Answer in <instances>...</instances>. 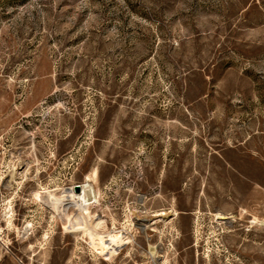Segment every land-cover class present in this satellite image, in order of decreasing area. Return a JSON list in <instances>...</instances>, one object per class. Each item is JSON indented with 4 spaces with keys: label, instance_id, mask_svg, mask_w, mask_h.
Segmentation results:
<instances>
[{
    "label": "rangeland",
    "instance_id": "obj_1",
    "mask_svg": "<svg viewBox=\"0 0 264 264\" xmlns=\"http://www.w3.org/2000/svg\"><path fill=\"white\" fill-rule=\"evenodd\" d=\"M135 181L164 257L123 253ZM81 183L94 241L47 204ZM0 264H264V0H0Z\"/></svg>",
    "mask_w": 264,
    "mask_h": 264
},
{
    "label": "flooded vegetation",
    "instance_id": "obj_2",
    "mask_svg": "<svg viewBox=\"0 0 264 264\" xmlns=\"http://www.w3.org/2000/svg\"><path fill=\"white\" fill-rule=\"evenodd\" d=\"M137 186L135 189L125 188L123 192V234L128 235L132 240L123 246V253L128 245L136 251L135 254L139 257H152L151 249L156 248L158 256H165L167 246L170 244V239L174 237L176 229L173 227L177 214H174V209L168 206L144 208V187L142 181H135ZM76 188V187H75ZM77 191V190H76ZM197 202V199H195ZM163 211V212H162ZM196 212V211H195ZM162 213V214H161ZM186 215V221L180 231L184 239L192 238L191 215L195 214L193 210L187 209L182 211ZM252 216V214H249ZM229 217H218L217 219H227ZM255 223L254 220L251 221ZM253 226V225H252ZM179 238L181 236H178ZM218 239V238H217ZM190 242V241H189ZM193 243L189 244V247ZM158 246V247H157ZM201 248L202 247L201 245ZM205 253L203 250L201 251ZM209 257V254H208Z\"/></svg>",
    "mask_w": 264,
    "mask_h": 264
},
{
    "label": "bare ground",
    "instance_id": "obj_3",
    "mask_svg": "<svg viewBox=\"0 0 264 264\" xmlns=\"http://www.w3.org/2000/svg\"><path fill=\"white\" fill-rule=\"evenodd\" d=\"M16 172V171H15ZM13 172V178L15 177ZM15 179V178H14ZM10 184V183H9ZM80 191H76L77 184H73L70 187H66L61 191V194L54 190L49 191L50 201L47 202L48 206L55 212V214L61 216V222L65 229H70L74 233H84L85 237H88L91 241H94L98 236L103 235L108 228L107 220L104 218L94 217L89 213V206L100 203V198L93 184H79ZM72 208L77 212L69 216L68 212ZM13 208H10V212ZM163 212V211H162ZM177 214V211H173ZM70 213V212H69ZM162 214V213H161ZM222 213L218 214V217H224ZM10 217L12 214L10 213ZM31 227V224L27 226ZM109 232V231H108ZM110 241L112 242L111 238ZM158 247V246H157ZM151 252L154 257L157 258L158 252L156 248H152Z\"/></svg>",
    "mask_w": 264,
    "mask_h": 264
},
{
    "label": "water",
    "instance_id": "obj_4",
    "mask_svg": "<svg viewBox=\"0 0 264 264\" xmlns=\"http://www.w3.org/2000/svg\"><path fill=\"white\" fill-rule=\"evenodd\" d=\"M76 190H77V191H80V190H81L80 185H77V186H76Z\"/></svg>",
    "mask_w": 264,
    "mask_h": 264
},
{
    "label": "built area",
    "instance_id": "obj_5",
    "mask_svg": "<svg viewBox=\"0 0 264 264\" xmlns=\"http://www.w3.org/2000/svg\"><path fill=\"white\" fill-rule=\"evenodd\" d=\"M77 185H79V184H77Z\"/></svg>",
    "mask_w": 264,
    "mask_h": 264
}]
</instances>
